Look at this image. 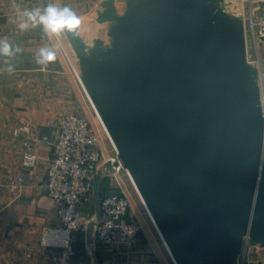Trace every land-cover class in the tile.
Wrapping results in <instances>:
<instances>
[{
	"label": "water",
	"instance_id": "water-1",
	"mask_svg": "<svg viewBox=\"0 0 264 264\" xmlns=\"http://www.w3.org/2000/svg\"><path fill=\"white\" fill-rule=\"evenodd\" d=\"M125 2L120 16L100 5L106 44L63 32L79 82L174 264H237L245 241L264 248V117L243 33L216 0ZM117 167L94 177L89 248Z\"/></svg>",
	"mask_w": 264,
	"mask_h": 264
},
{
	"label": "crops",
	"instance_id": "crops-1",
	"mask_svg": "<svg viewBox=\"0 0 264 264\" xmlns=\"http://www.w3.org/2000/svg\"><path fill=\"white\" fill-rule=\"evenodd\" d=\"M91 1L0 0V39H6L14 48L21 49L12 57L0 56V264H49L39 239L44 229L56 227L58 224L52 202L43 188L52 154V142L59 118L63 114L79 113L83 110L85 99L87 100L55 37L50 38L40 26L21 30L19 23L22 17L18 16L16 6L21 10L37 7L43 9L50 3L58 7H69L82 22L83 14L91 9ZM102 1L104 0H98L97 4L100 5ZM41 47L53 48L57 57L44 70L36 63ZM9 66H12V71H8ZM74 68L76 69L75 66ZM76 73L79 79L77 70ZM93 110L106 131L94 107ZM22 127H29L34 139H47V142H39L35 146L38 163L34 169H26L21 165L23 135L14 136V131ZM106 135L112 144L110 137ZM110 182L111 179L103 181V195L109 191ZM134 188L142 201L135 185ZM150 219L154 223L151 217ZM125 220L138 222L133 207ZM77 240L74 263L84 258V247L79 235ZM154 245L157 243L151 241L146 232H142L136 251H107L97 247L96 262L172 264L163 242L162 255H152Z\"/></svg>",
	"mask_w": 264,
	"mask_h": 264
},
{
	"label": "built area",
	"instance_id": "built-area-1",
	"mask_svg": "<svg viewBox=\"0 0 264 264\" xmlns=\"http://www.w3.org/2000/svg\"><path fill=\"white\" fill-rule=\"evenodd\" d=\"M254 27L252 39L258 55V49L264 48V0H260V16ZM54 37L74 78L81 86L69 55L61 46L59 38ZM261 79L264 81V74L261 75ZM84 95L91 105L85 92ZM20 134L23 135L21 165L26 169H34L38 163L35 146L39 142H47V139L42 138L40 141L34 139L29 127L14 131V136ZM111 147L113 157L105 159L99 137L86 117L70 113L59 118L43 187L46 196L52 202L58 224L56 227L44 229L39 239L40 245L46 251L49 264H97L95 256L97 247L107 251L123 249L126 252L138 249L142 230L138 223L125 220L132 206L121 191L123 184L121 174H124L132 186L133 184L117 159L114 147L112 145ZM109 161L118 163V167L114 174L105 178L111 179L112 182L109 191L101 196L100 214L93 233L94 244L89 248L86 231L92 217L90 213L93 211V180L97 171ZM84 207L88 209L87 212H83ZM78 235L84 247V258L74 263ZM245 244L244 250L247 248V241ZM242 261L243 263L245 261V264L249 261L247 253ZM256 264H264V251Z\"/></svg>",
	"mask_w": 264,
	"mask_h": 264
},
{
	"label": "rangeland",
	"instance_id": "rangeland-1",
	"mask_svg": "<svg viewBox=\"0 0 264 264\" xmlns=\"http://www.w3.org/2000/svg\"><path fill=\"white\" fill-rule=\"evenodd\" d=\"M107 1L114 2V11L116 15L120 16L125 12L126 10L125 0L123 1L104 0L100 3V5ZM97 3H98V0L97 1L92 0L91 1L92 5L90 7L91 9H88L86 12L83 11L85 12V14H83L84 18L82 19V22L79 28L77 29L80 38L83 40V42L88 47H92L94 40H100L102 43L106 44V32L108 29V25L97 23V18H98L97 14L103 11L101 6L98 5ZM213 8L214 10L212 11V14L214 16L219 17L218 19L222 21H224L222 17L228 16L229 22H226V23L228 24L230 23L233 30L243 33L245 49H246V62L250 67L253 68L255 72V74L252 76L254 80L252 89H253V92H255V90L257 91L256 96L259 101V107L261 108L262 113H263L264 81H262L261 75L264 74V48L258 49L259 52L257 55L255 52L254 46H253V39H252V34L255 29L254 27L255 23H257V20L259 19V16H260V0H216ZM220 15L222 17H220ZM234 21L236 22V24ZM252 24L254 26H252ZM58 38L60 40L61 46H63L64 50L68 53L73 65L76 67L77 72H79L76 56L74 52L72 51L70 45L68 44L64 33H61L60 35H58ZM82 107H83V110H81L79 113H76V114L82 117H86L90 121L92 128L94 129V131L99 137L104 158L105 159H107L108 157L112 158L113 157V152H112V147H111L112 144L109 142L98 118L96 117L94 113L93 108L91 107L90 104H88L86 99ZM129 178L133 184V181L130 175H129ZM121 179L123 181V184H121V188H122L121 191L129 199L131 206L137 213L138 222H134V223L135 224L138 223V225L141 227V230H142L141 234L142 232H146L149 239L157 243V245H154L153 251H151L152 255L153 256H158L160 254L162 255V252H163L162 242H160L158 238L159 236L156 234L157 232L154 228V224L151 222V219H150L151 216L149 217L150 214L148 215V213L146 212L142 204V201L140 200L138 194L135 191V188H133L134 185L132 186L128 182L124 174H121ZM87 211L88 209L84 207L83 212H87ZM90 214H93V211ZM245 242L243 243V246L246 245ZM243 246H242L240 255L238 257L237 264H245V261L243 263L242 259L244 258L246 253H247V258L249 260L248 261L249 263L246 261L247 262L246 264H256L257 261L260 260V256L262 255L264 248H260L256 246L253 249V251H251L248 245L245 250ZM164 247L168 252L167 247L165 245ZM169 256L171 257L170 254ZM173 263L174 262L172 259V264Z\"/></svg>",
	"mask_w": 264,
	"mask_h": 264
},
{
	"label": "clouds",
	"instance_id": "clouds-1",
	"mask_svg": "<svg viewBox=\"0 0 264 264\" xmlns=\"http://www.w3.org/2000/svg\"><path fill=\"white\" fill-rule=\"evenodd\" d=\"M18 16L22 17L19 23L21 30H27L30 27L40 26L45 34L50 38L58 36L63 32H75L81 20L78 15L69 7H58L54 4H48L43 9L37 7L31 10H21L16 6ZM19 47H13L6 39H0V56L12 57L20 52ZM56 51L51 47H41L38 50L36 63L44 70L47 66L56 60ZM12 66L8 67V71H12Z\"/></svg>",
	"mask_w": 264,
	"mask_h": 264
},
{
	"label": "trees",
	"instance_id": "trees-1",
	"mask_svg": "<svg viewBox=\"0 0 264 264\" xmlns=\"http://www.w3.org/2000/svg\"><path fill=\"white\" fill-rule=\"evenodd\" d=\"M102 184H103V182L100 184V196H102L103 194H102Z\"/></svg>",
	"mask_w": 264,
	"mask_h": 264
},
{
	"label": "bare ground",
	"instance_id": "bare-ground-1",
	"mask_svg": "<svg viewBox=\"0 0 264 264\" xmlns=\"http://www.w3.org/2000/svg\"><path fill=\"white\" fill-rule=\"evenodd\" d=\"M128 174V173H127ZM128 176H129V174H128Z\"/></svg>",
	"mask_w": 264,
	"mask_h": 264
}]
</instances>
